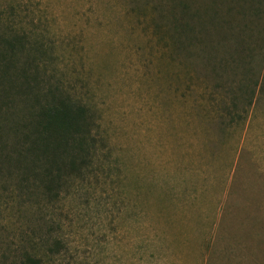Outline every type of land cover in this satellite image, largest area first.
<instances>
[{
    "label": "rangeland",
    "instance_id": "1",
    "mask_svg": "<svg viewBox=\"0 0 264 264\" xmlns=\"http://www.w3.org/2000/svg\"><path fill=\"white\" fill-rule=\"evenodd\" d=\"M175 2L0 0L29 72L86 105L94 141L54 197L0 173V264H264V0L241 49L215 26L171 57Z\"/></svg>",
    "mask_w": 264,
    "mask_h": 264
},
{
    "label": "trees",
    "instance_id": "2",
    "mask_svg": "<svg viewBox=\"0 0 264 264\" xmlns=\"http://www.w3.org/2000/svg\"><path fill=\"white\" fill-rule=\"evenodd\" d=\"M261 1L228 0L225 11L231 14L223 20L218 18L213 2L199 8V13L185 1L176 0L174 6L179 10V17L171 13V20L165 21L164 35L170 56L173 52H187L195 45H205L206 35L214 32L215 26L216 30L226 26L231 39L228 49H241L242 42L236 41L237 36L245 30L250 18L258 16L253 7ZM30 50L24 35L4 23L0 26V173L17 175L19 182L36 180L44 194L54 197L66 175L77 172L85 163L94 145L93 122L86 105L55 84H49L43 71L34 68L29 72L33 63ZM195 52L196 59L207 56L202 48ZM218 64L227 68L245 63L233 61L228 66L225 60H219ZM253 85H257L256 80ZM244 93L250 100L253 94L250 85H246ZM38 261L25 256L21 264H38Z\"/></svg>",
    "mask_w": 264,
    "mask_h": 264
}]
</instances>
